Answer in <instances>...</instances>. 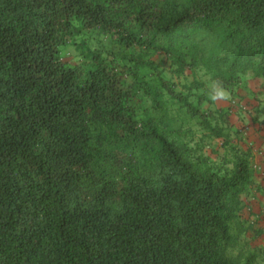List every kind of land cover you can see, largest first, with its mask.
Listing matches in <instances>:
<instances>
[{
	"label": "trees",
	"instance_id": "obj_1",
	"mask_svg": "<svg viewBox=\"0 0 264 264\" xmlns=\"http://www.w3.org/2000/svg\"><path fill=\"white\" fill-rule=\"evenodd\" d=\"M85 30L126 61L83 41L85 64L65 63ZM152 55L221 88L264 82V0H0V264H257L227 253L252 157L220 169L178 133ZM188 96L226 137L229 109Z\"/></svg>",
	"mask_w": 264,
	"mask_h": 264
},
{
	"label": "rangeland",
	"instance_id": "obj_2",
	"mask_svg": "<svg viewBox=\"0 0 264 264\" xmlns=\"http://www.w3.org/2000/svg\"><path fill=\"white\" fill-rule=\"evenodd\" d=\"M77 43H67L61 47V57L69 66H82L85 59L82 54L81 42H85L91 49L102 50L104 56L118 63L126 61L127 52L112 44L109 36L98 31L85 30L76 38ZM156 66L169 79L170 92L166 98L169 100L171 114L183 119L182 127L177 129L183 134L185 140L192 139L191 145H199L201 152L212 161L217 168L229 169L237 155L251 153L261 145L256 144L259 136L264 132V82L262 79H249L244 85L230 88L219 87L202 68L195 71L188 70L183 76L175 72L176 66L171 62H165L160 56L152 55L150 58ZM128 79V78H127ZM129 80V79H128ZM194 81L201 84L195 87ZM221 93V94H218ZM189 95V102L207 113H215L216 110L229 109V121L226 137H215L210 134L198 119L193 120L187 109L183 106V99ZM141 101L138 105L148 104ZM188 131V132H187ZM187 132V133H186ZM238 152V153H237ZM239 152L241 154H239ZM254 162V161H253ZM256 165L253 163V166ZM255 169L258 167L254 166ZM255 196L252 191L245 200V207L251 208V199ZM248 210V208H246ZM248 215L241 212L239 218L232 222L233 241L228 246L227 253L232 257H245L248 251L258 252L257 264H264V237L248 227ZM260 230L264 232V218L256 221ZM255 222V223H256ZM254 224V223H253Z\"/></svg>",
	"mask_w": 264,
	"mask_h": 264
},
{
	"label": "crops",
	"instance_id": "obj_3",
	"mask_svg": "<svg viewBox=\"0 0 264 264\" xmlns=\"http://www.w3.org/2000/svg\"><path fill=\"white\" fill-rule=\"evenodd\" d=\"M257 139V146L261 145L260 148L253 150L251 153L252 164H256L254 166L258 167L255 172V184L253 191L255 192V196L251 199V208L247 207L248 210L243 209V212L247 211L248 215V227L250 230H254L256 232L263 233L261 236L264 237V232L259 229L257 222L262 217L264 218V132ZM254 161V162H253ZM256 222V223H255ZM254 223V224H253ZM264 244V243H263Z\"/></svg>",
	"mask_w": 264,
	"mask_h": 264
},
{
	"label": "clouds",
	"instance_id": "obj_4",
	"mask_svg": "<svg viewBox=\"0 0 264 264\" xmlns=\"http://www.w3.org/2000/svg\"><path fill=\"white\" fill-rule=\"evenodd\" d=\"M218 94H221V93H218Z\"/></svg>",
	"mask_w": 264,
	"mask_h": 264
}]
</instances>
